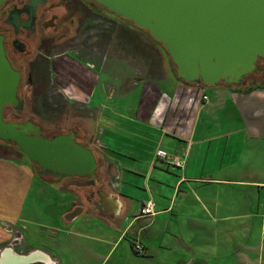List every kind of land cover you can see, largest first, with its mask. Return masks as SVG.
Instances as JSON below:
<instances>
[{
	"label": "crops",
	"instance_id": "0c3cea01",
	"mask_svg": "<svg viewBox=\"0 0 264 264\" xmlns=\"http://www.w3.org/2000/svg\"><path fill=\"white\" fill-rule=\"evenodd\" d=\"M91 63L85 68L63 62L59 89L87 111L105 110L92 83L81 90L74 78L62 81L72 69L94 81L97 68ZM165 73V78L126 82L131 88L122 94L137 89L139 96L117 105V116L128 109L123 122L135 133L117 136V153L108 150L109 139L104 144L98 139L104 163L115 164L111 186L75 188L71 179H38L27 163L0 157V202L9 199L10 183L16 191L11 202L23 212L26 194L32 190L34 196L28 217L0 211L3 261L11 254L40 252L48 262L34 264H264V89L217 86L212 103L204 88ZM104 135L103 130L100 139ZM157 146L184 167L157 160ZM147 201L153 202L155 215L141 217ZM76 208L82 209L80 215L65 220ZM27 224L36 228L32 241L26 240ZM133 238L144 246V256L133 253ZM12 239L17 252H6Z\"/></svg>",
	"mask_w": 264,
	"mask_h": 264
},
{
	"label": "water",
	"instance_id": "95a60500",
	"mask_svg": "<svg viewBox=\"0 0 264 264\" xmlns=\"http://www.w3.org/2000/svg\"><path fill=\"white\" fill-rule=\"evenodd\" d=\"M89 1L147 32L172 61L177 79L191 86L242 87L258 70L257 60L264 59V0ZM20 80L21 74L5 57L0 37V143L15 146L41 177L93 180L97 159L76 141L75 132L48 138L40 126L3 118L6 107L16 113L23 109L17 96ZM106 202L112 209L117 205L110 199ZM81 210L74 209L65 220L73 221ZM17 256L16 264L48 262L40 252Z\"/></svg>",
	"mask_w": 264,
	"mask_h": 264
},
{
	"label": "flooded vegetation",
	"instance_id": "af4514ba",
	"mask_svg": "<svg viewBox=\"0 0 264 264\" xmlns=\"http://www.w3.org/2000/svg\"><path fill=\"white\" fill-rule=\"evenodd\" d=\"M107 34L111 40L117 38V34H125L124 36L134 43L139 41L137 39L139 36L148 45L153 46L156 43L162 48L147 32L136 28L128 21L117 18L89 0H3L0 5V37L8 63L14 71L21 74L17 96L23 102V109L20 113L14 112L11 107H6L3 118L5 119L6 112L11 110V120L8 122H31L41 127L45 137H53H50L48 130H44L42 124L37 122L32 109L38 105L43 106L46 101L51 102L47 96L50 92H55L56 95L61 96L66 107L70 108L75 105L78 107L76 109L81 110L83 107L79 105L82 103L69 101L57 89L60 85L54 78L56 70L65 69L61 65L63 61H71L84 67L83 63L88 59L86 53L92 49L98 51L103 48ZM162 50L164 51L163 48ZM70 55L74 60L67 58ZM56 61L61 63L57 68L54 66ZM256 66L258 70L245 79L243 86L251 81L256 83L264 81V59L259 58ZM64 80L63 78L62 81L65 82ZM24 81L25 94L29 95V101L19 92ZM84 81L78 84L81 90L84 88ZM33 95H38L37 100L32 99ZM25 107H28L30 114L24 120ZM71 132L77 134L75 130ZM61 133L64 134V132ZM83 145L88 147L86 144ZM108 168L107 164H103L100 174L97 172L93 180L101 176L105 177ZM86 181L91 182L92 180ZM1 257L0 264H9L1 261Z\"/></svg>",
	"mask_w": 264,
	"mask_h": 264
},
{
	"label": "rangeland",
	"instance_id": "374dc122",
	"mask_svg": "<svg viewBox=\"0 0 264 264\" xmlns=\"http://www.w3.org/2000/svg\"><path fill=\"white\" fill-rule=\"evenodd\" d=\"M125 34H117V38H114L111 40L109 35L107 34L105 36V43L103 45V48L98 49V51L95 49H92L91 51L86 53V56L88 57L87 60L81 65H83L85 68L91 63L94 62L95 66L97 68V71H95L96 78L93 80H90V82L86 79H84L85 74L83 75L82 72L79 74L75 70H69L68 72H65L63 78L66 80H69V82H72V78L75 79L77 85L80 84V81H84V90H87L89 86H91V83L93 85V88L95 91H97V94H100V98L105 103V110L101 111H87L84 108L81 110L76 109L77 106L73 107H66L64 104V101L61 99V96L59 94L56 95V93H49V96L47 98L51 99V102H45L44 105H38L35 108L32 109L34 112L35 118H37V122L42 124L41 126L43 129L48 130V133L51 136H55L59 134L60 132L70 133L71 130H75L77 132L76 139L78 142H82L83 144H86L94 153L98 168L96 170L97 172H101V166H103L104 158L106 157L103 153V147L101 146L99 140L104 144L105 139H109V149L112 153H117V136L120 137H126L131 136L135 133L134 130L131 129V127L128 126L125 122H123L124 117H128L129 110L128 109H122L119 111V115L117 116V105H126L133 103L137 100V97L139 96V90L134 89L132 94H129L125 97V94H122L124 89L125 91L128 90V87L126 86V82H129L131 84L134 83V81L140 79L149 80V79H156V78H165L167 70H170L172 73L175 72L174 66L170 58H168L166 52L162 50V48L155 43L153 46L148 45L145 41H143L138 36V42L134 43L131 40H128L127 37L124 36ZM161 48V49H160ZM67 58L74 60L72 55L68 56ZM61 60V59H60ZM55 62V61H54ZM54 65L58 66L59 63ZM64 62V61H63ZM65 63V62H64ZM92 64V63H91ZM64 66V64H62ZM76 65V64H75ZM105 66V69L103 70V67ZM59 68V67H58ZM61 73V72H60ZM72 73V74H69ZM170 74L172 79H174V76ZM75 74V75H74ZM59 75V71L56 70V77H54L56 80ZM61 75V74H60ZM63 75V74H62ZM83 75V78L78 77ZM176 76V75H175ZM62 78V79H63ZM54 79V80H55ZM79 79V80H78ZM59 80V79H58ZM60 81V80H59ZM134 87V85H132ZM193 86V85H192ZM219 86H223V84H220ZM255 87V86H263L264 87V81L256 83V82H248L245 86L235 88L232 87V89H243V88H249V87ZM59 91L60 89L57 88ZM81 89V88H80ZM106 89V95L102 96V91ZM109 89V90H108ZM114 90V96L112 93V90ZM215 87L207 88L204 87V91L207 93L209 98H211V102L214 103L216 100V96L214 93ZM26 85L25 81L22 82V86L19 89L20 94L27 99L30 100L29 95L25 94ZM63 95V94H62ZM35 96V97H34ZM66 99L69 101H75L80 102V100H73L63 95ZM29 98V99H28ZM38 95H33L32 99L37 100ZM29 105V102H28ZM83 107L82 105H79V107ZM75 107V108H74ZM28 107H25L23 119L30 114V110L28 111ZM120 110V109H118ZM11 110H8L5 115V119L7 121H10L11 119ZM124 115V116H123ZM202 118L208 117L205 116L204 113L201 115ZM81 119V120H80ZM104 121L105 124L110 125L111 123L115 125V129L108 128L105 125H102V122ZM103 123V124H104ZM104 130L105 135L101 138V133ZM118 132V134H117ZM105 138V139H104ZM99 139V140H98ZM107 143V142H106ZM121 147L119 148V150ZM124 149V147H123ZM155 149L161 150L160 147H156ZM111 155V154H110ZM0 157H10L13 159H18L22 162L27 163V165H30L33 168V172L35 173V176L39 179V169L37 167H34L31 163L26 161V159L17 151L15 146H5L2 143H0ZM110 160L117 163V158L114 156H110ZM109 166L107 175L105 177L101 176L98 179L92 180L91 182H87L83 179H77L73 178L69 181L71 185H73L75 188H80L84 184L85 186H103V184L108 182H113V176L114 171L112 167L115 166V164H107ZM31 172V170H30ZM17 175L18 173H14ZM20 176V173L18 174ZM47 181H55V183H60L61 181H64L66 178L61 179H55L50 176H45ZM95 182L97 184H95ZM110 184V183H108ZM14 186L12 183L9 184V193L10 197L7 200H3L4 202H0V211L6 213V214H12V215H18V216H24V212L26 213L27 217L28 214L32 215V212H30V207L28 205L33 203V192L32 190L26 194L25 202L27 203L26 208L23 212L19 207L13 205L11 201L14 200V195L16 194V191H14ZM80 186V187H79ZM111 186V184H110ZM9 202V205L6 204ZM53 209H50V212H52ZM34 231H36V228L32 226V224H27L25 229V236L26 240L32 241V236L34 234ZM12 239L10 243L7 245V249L14 250L15 252L16 242L14 243ZM5 244V243H4ZM12 252V251H11ZM13 253V252H12ZM15 254V253H14ZM29 254V253H28ZM17 255V254H15ZM27 255V254H22ZM1 256V255H0Z\"/></svg>",
	"mask_w": 264,
	"mask_h": 264
},
{
	"label": "built area",
	"instance_id": "2783aa9c",
	"mask_svg": "<svg viewBox=\"0 0 264 264\" xmlns=\"http://www.w3.org/2000/svg\"><path fill=\"white\" fill-rule=\"evenodd\" d=\"M202 101H207V97L202 94L201 95ZM155 158L160 161H164L169 166L177 167V168H183L184 162L180 161L177 158L170 157L166 152L162 150H157L155 153ZM141 217H152L155 215L154 212V204L152 201H147L142 209L140 210ZM131 249L133 253L137 256H144L145 255V248L144 246L139 242L137 238H133L131 240Z\"/></svg>",
	"mask_w": 264,
	"mask_h": 264
},
{
	"label": "trees",
	"instance_id": "16d2710c",
	"mask_svg": "<svg viewBox=\"0 0 264 264\" xmlns=\"http://www.w3.org/2000/svg\"><path fill=\"white\" fill-rule=\"evenodd\" d=\"M169 58V57H168ZM174 74V76H175V72L173 73ZM175 78L177 79V77L175 76ZM177 80H179V79H177ZM180 81V80H179ZM181 83H183V84H185V85H187V86H189L188 84H186V83H184V82H182V81H180ZM191 86V85H190ZM227 87H229V88H231V86H227ZM235 89V88H234ZM254 89H264V87L263 86H253V87H249V88H243V89H236V90H238V91H244V92H246V91H251V90H254ZM59 134H62L61 132L59 133ZM59 134H57V135H59ZM83 145V144H82ZM84 146V145H83Z\"/></svg>",
	"mask_w": 264,
	"mask_h": 264
},
{
	"label": "bare ground",
	"instance_id": "6f19581e",
	"mask_svg": "<svg viewBox=\"0 0 264 264\" xmlns=\"http://www.w3.org/2000/svg\"><path fill=\"white\" fill-rule=\"evenodd\" d=\"M17 257L11 254L10 257H5V261L8 260L9 262H11V264H16L17 263ZM2 261H3V259H2Z\"/></svg>",
	"mask_w": 264,
	"mask_h": 264
}]
</instances>
